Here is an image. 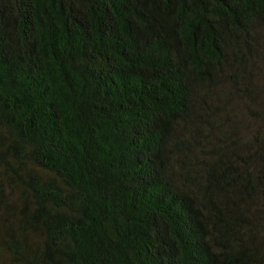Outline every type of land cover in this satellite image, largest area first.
I'll return each instance as SVG.
<instances>
[{"label": "trees", "instance_id": "obj_1", "mask_svg": "<svg viewBox=\"0 0 264 264\" xmlns=\"http://www.w3.org/2000/svg\"><path fill=\"white\" fill-rule=\"evenodd\" d=\"M0 264H264V0H0Z\"/></svg>", "mask_w": 264, "mask_h": 264}]
</instances>
